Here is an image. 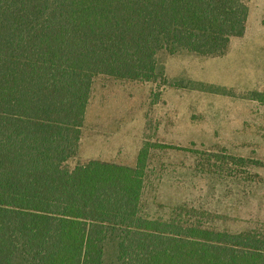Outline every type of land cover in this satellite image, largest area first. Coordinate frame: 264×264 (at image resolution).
<instances>
[{
    "label": "trees",
    "instance_id": "1",
    "mask_svg": "<svg viewBox=\"0 0 264 264\" xmlns=\"http://www.w3.org/2000/svg\"><path fill=\"white\" fill-rule=\"evenodd\" d=\"M248 13V0H0V264H264V232L146 214L140 159L69 165L96 77L153 81L161 52L222 55Z\"/></svg>",
    "mask_w": 264,
    "mask_h": 264
},
{
    "label": "rangeland",
    "instance_id": "2",
    "mask_svg": "<svg viewBox=\"0 0 264 264\" xmlns=\"http://www.w3.org/2000/svg\"><path fill=\"white\" fill-rule=\"evenodd\" d=\"M248 6L222 55L161 52L153 81L96 77L69 165L140 159L150 217L264 232V0Z\"/></svg>",
    "mask_w": 264,
    "mask_h": 264
},
{
    "label": "crops",
    "instance_id": "3",
    "mask_svg": "<svg viewBox=\"0 0 264 264\" xmlns=\"http://www.w3.org/2000/svg\"><path fill=\"white\" fill-rule=\"evenodd\" d=\"M88 118H89V115H88V111L86 110V114H85V119H86V121H88ZM81 137H82V135H81ZM107 161V160H106Z\"/></svg>",
    "mask_w": 264,
    "mask_h": 264
}]
</instances>
